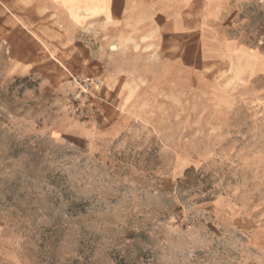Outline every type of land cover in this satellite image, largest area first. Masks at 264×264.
<instances>
[{"label":"rangeland","instance_id":"obj_1","mask_svg":"<svg viewBox=\"0 0 264 264\" xmlns=\"http://www.w3.org/2000/svg\"><path fill=\"white\" fill-rule=\"evenodd\" d=\"M62 1L0 4V264H264V0L196 3L189 40L161 15L115 85L106 2Z\"/></svg>","mask_w":264,"mask_h":264},{"label":"crops","instance_id":"obj_2","mask_svg":"<svg viewBox=\"0 0 264 264\" xmlns=\"http://www.w3.org/2000/svg\"><path fill=\"white\" fill-rule=\"evenodd\" d=\"M44 0H0V4H6L12 11H29L33 4H38ZM55 4L59 13L66 19H71L67 5L62 0H46ZM106 2L104 10L91 14L85 10H80V15L85 24L99 23L102 27L100 34L108 37L111 43L109 47H103V59L106 64V75L108 82L115 83L125 75L142 76L146 80H151L152 72L158 65L157 59L150 58L151 50H143L147 40L142 38L152 34V22L161 15L169 19L170 31L185 36L188 34V40L192 28L191 11L196 7V3L203 1L204 7L213 0H103ZM221 2L222 0H215ZM24 2L27 4L24 5ZM193 9V10H192ZM201 9V7H200ZM2 11V8L0 7ZM166 15V16H165ZM71 21V20H70ZM72 22V21H71ZM112 42L120 44L118 53H113L111 49ZM119 42V43H117ZM115 44V43H114ZM138 47V48H135ZM117 50V49H116ZM187 50H183L180 57L185 60ZM117 58V59H116ZM169 59V58H168ZM163 62V61H162ZM185 62V61H184ZM162 67H167L163 66ZM114 87V86H113ZM124 102L122 101L121 104Z\"/></svg>","mask_w":264,"mask_h":264},{"label":"built area","instance_id":"obj_3","mask_svg":"<svg viewBox=\"0 0 264 264\" xmlns=\"http://www.w3.org/2000/svg\"><path fill=\"white\" fill-rule=\"evenodd\" d=\"M78 79L75 78L73 81L74 84L79 85V88L67 97L68 104L71 107V114L76 116H80L86 110L87 106H95V93H98L100 90L98 82L91 81L87 83L84 80Z\"/></svg>","mask_w":264,"mask_h":264},{"label":"bare ground","instance_id":"obj_4","mask_svg":"<svg viewBox=\"0 0 264 264\" xmlns=\"http://www.w3.org/2000/svg\"><path fill=\"white\" fill-rule=\"evenodd\" d=\"M112 48V47H111Z\"/></svg>","mask_w":264,"mask_h":264}]
</instances>
